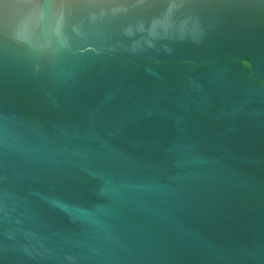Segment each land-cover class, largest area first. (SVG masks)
<instances>
[{
	"label": "water",
	"instance_id": "water-1",
	"mask_svg": "<svg viewBox=\"0 0 264 264\" xmlns=\"http://www.w3.org/2000/svg\"><path fill=\"white\" fill-rule=\"evenodd\" d=\"M0 264H264V0H0Z\"/></svg>",
	"mask_w": 264,
	"mask_h": 264
}]
</instances>
